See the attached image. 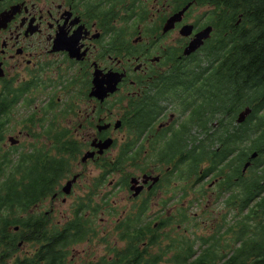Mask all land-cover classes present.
I'll use <instances>...</instances> for the list:
<instances>
[{
	"label": "flooded vegetation",
	"instance_id": "1",
	"mask_svg": "<svg viewBox=\"0 0 264 264\" xmlns=\"http://www.w3.org/2000/svg\"><path fill=\"white\" fill-rule=\"evenodd\" d=\"M176 13L180 18L173 26L166 25ZM210 16V6L193 0H0V188H17L21 197L15 196L16 200L25 204L17 215L8 213L20 220L8 222L2 247L10 244L13 235L17 246L0 264H18V257L24 264L34 258L42 263V238L36 243L29 239L42 236L46 225H74L78 214L79 224L90 230L95 216L86 219L84 212L92 209L95 195L105 203L119 195L136 205V211L127 213L125 209L118 213L112 205L108 216L118 213L111 233L126 240L142 238L139 249L144 258L164 250L181 257L189 250L193 256L203 250L197 253L194 239L172 238L166 228L186 222L192 214H187L188 202L201 204L205 188L222 187L223 177L200 176V164L186 159L180 134L172 131L178 126L175 112L166 114L161 104L172 102L181 111L192 103V93L176 83L186 72L181 65L193 69L201 54L203 46L183 55L196 33L210 25L204 43L212 38L217 17L210 20ZM233 29L234 24L230 32ZM109 75L121 77L116 89L106 94L95 91L97 82L107 86ZM149 103L156 106L157 118L142 116ZM108 138L111 145L99 149L98 142ZM86 152L93 154L81 160ZM59 171H64L61 177ZM241 174L249 175L248 169ZM173 175L180 183L169 189ZM73 178L64 193L62 186ZM45 185L50 187L46 194ZM75 187L80 189L78 195ZM177 189L179 196L173 194ZM71 196L77 204L72 218L54 223V201L65 204ZM48 197L50 208L42 211ZM150 202L163 208L141 222L140 214ZM173 203L181 205L171 212ZM98 207L96 203L92 213ZM77 231L75 227L52 230ZM199 238L200 245L211 244L209 238ZM97 241L98 247L112 251L109 234ZM165 241L172 243L163 247ZM24 244L28 250L19 252ZM76 245L65 246V264H71L68 256ZM54 252L57 258L59 249ZM90 255L79 253L85 258L82 264H101L86 261Z\"/></svg>",
	"mask_w": 264,
	"mask_h": 264
},
{
	"label": "trees",
	"instance_id": "2",
	"mask_svg": "<svg viewBox=\"0 0 264 264\" xmlns=\"http://www.w3.org/2000/svg\"><path fill=\"white\" fill-rule=\"evenodd\" d=\"M200 4H209L218 8L217 26L223 32V27L231 22L234 24L233 34L227 31L225 35L219 34L217 43L210 41L207 46L212 53L204 52L206 64L198 70L188 71V82L182 85V89L192 92L193 103L189 106L187 122H181V127L176 131L188 133L190 125L193 123L202 128L206 133L203 142L198 146L201 151L188 150L189 158L199 157L208 162L207 172L214 171L218 175L235 176L240 173V167L244 161L256 151L250 167L252 177H243L234 181L229 179L226 182L228 188L233 185L241 190V202L235 189L230 192L226 201L239 202L241 210H246V206L253 202L246 212L235 219L241 220V227L235 231L240 237L244 232L242 228L247 225L249 215H253L254 220L262 222V236L254 238L248 247H237L233 254L223 253L221 255L202 253L197 258L191 259L193 252L186 253L185 261H181L179 254L171 258V264H215L216 260L222 259L220 264H264V0H197ZM240 16L239 22H237ZM225 30H227L225 28ZM207 47V48H208ZM246 106L252 107L251 113L245 121L237 124L235 122L237 113ZM217 118L216 127L209 126L213 118ZM176 129V128H175ZM191 136V137H190ZM196 140V134L189 135L188 139ZM202 146V147H201ZM199 148V149H200ZM199 159V158H198ZM227 171V172H226ZM261 171V172H259ZM50 187L44 186V193ZM15 196H19L17 188H0V205L8 206L7 200L15 201ZM10 197V198H9ZM21 201V198L19 200ZM4 215V214H3ZM6 217V215H4ZM6 220L0 216V222ZM6 224H4L5 226ZM237 225V224H236ZM70 227V226H69ZM75 228L81 229L74 234V242L83 240L86 230L78 224ZM48 227H44L42 236L31 235L30 240L39 241L43 239L48 256L45 264H52V252L54 249L65 245L72 234L48 232ZM4 233V228L0 227V235ZM244 233L242 234L243 237ZM12 242V240H11ZM16 240L13 246L16 247ZM231 250V249H230ZM8 253H11L8 252ZM140 259H134L128 264H141ZM18 264H24L22 259H17ZM30 260V259H28ZM34 259L29 264H37ZM65 264L64 260L58 262ZM107 264H118L110 260ZM122 264H125L123 262Z\"/></svg>",
	"mask_w": 264,
	"mask_h": 264
},
{
	"label": "rangeland",
	"instance_id": "3",
	"mask_svg": "<svg viewBox=\"0 0 264 264\" xmlns=\"http://www.w3.org/2000/svg\"><path fill=\"white\" fill-rule=\"evenodd\" d=\"M201 9H204L202 7ZM161 106H163L166 109V114L173 112L175 110V114L178 118L177 122H180L183 120L184 122H187V114L188 110L180 112L177 107L172 102L162 103ZM116 112H118V109H115ZM156 112L155 109H153L149 113V118L153 116V114ZM158 115L155 117L157 118ZM218 121L217 118H213L212 121L209 122V126L216 127ZM196 134V137L198 136L205 138L206 133L203 132L202 128L199 126H195L193 123L190 125V131L186 135H193ZM185 135L184 137V145L190 149L192 145H189L187 142L188 137ZM197 143V142H196ZM112 153H115V148H113ZM90 163V162H89ZM208 162H204V166L207 167ZM90 169L93 168V165L90 163L88 165ZM96 171L93 170L92 173H95ZM252 171L250 168L248 169V173H251ZM176 176H172V185L169 187V189H173L174 182L180 183V180H176ZM206 186V185H205ZM232 189H235L238 194V200L241 202V190L238 188V186L233 185ZM74 192L76 195L80 193V189L75 187ZM179 189H177L173 194L176 196H179ZM228 196V193L222 190V187L219 186H209V188H205L204 191V197L201 200V204H197L195 202H188L187 205V214H191L189 216V219L181 223L179 227H177L176 224H174L171 227H167L166 231H168L169 235L172 238H185V239H194L193 247L195 251L198 253L201 251V247H205L207 243H204V246L200 243V238H209L210 245H214L215 251L214 254L217 253V255H221L223 253H229V247L232 248L233 245L236 244L235 241H233V233L226 231V229H229L231 226L232 220L234 218H237L241 215L242 212H245L244 210H241V206L239 202L235 204L232 203H226V198ZM116 197L115 201H111L109 198L107 199L108 203H105L103 200H99L100 197L97 195L94 196L92 200V209H87L84 212V217L90 218L91 216H95V219L93 221L92 228L90 230L86 231L85 234V241L78 242L75 246V252H72V256H68V261L71 264H82V262L85 260L84 257L79 256V253L88 254L91 253V255L87 258L88 260H94V261H100L101 264H107L111 259L114 258V256L117 253H123L127 246L130 244V238L129 240L122 239L120 235H118V232H112L111 233V226L113 225V222L118 217V213H120L122 210H126L125 213L129 211H136V205L132 206V202L128 201H122L118 197L119 195H115L112 198L114 199ZM76 197L71 196L67 199V202L65 204H62L59 200L54 201V209L52 213V219L55 223V221H58L60 218L69 219L72 218L73 210L77 206ZM210 200V202L208 201ZM96 203H98L99 207L97 208V212L92 213V210L94 211V207L96 206ZM51 201L49 200V197L46 199V201L43 204V210H48L50 208ZM112 205L113 207L118 209V213H112V217L108 216V212H112ZM181 203L177 204H171L172 209L171 212H174L176 209L180 207ZM168 207V205H167ZM163 208L162 205L156 204L153 202L149 203V206L145 211H143L140 214V220L141 222H144L145 220L149 219L153 212L158 213ZM9 212L12 215H17L21 211V206L19 207L18 204L11 205L4 209L2 212ZM194 213L196 215H194ZM194 215L195 219L191 220V216ZM212 217L216 219L217 222L212 220ZM14 218V217H12ZM18 218V217H17ZM115 218V220H113ZM191 220L190 224L189 221ZM136 224L134 223L131 227H135ZM124 231V228L119 229V233L121 234ZM161 235H166V233L161 230ZM214 233V234H213ZM227 233V234H226ZM109 234V239L111 240L110 244L113 245V249L110 252H107L104 249V245L101 247L97 246V240L98 237H103L105 235ZM91 240V243H88V240ZM168 239V238H167ZM172 242L165 241L164 246L171 244ZM139 244L138 246H141ZM30 246V245H29ZM85 249L84 252L82 250ZM19 252H24L28 250V244H24L21 247H19ZM163 255V261L168 260L170 257H172V253L168 252L167 250H164V252H158ZM230 254H233V252H230ZM216 263L218 260L215 261ZM215 263V264H216Z\"/></svg>",
	"mask_w": 264,
	"mask_h": 264
},
{
	"label": "water",
	"instance_id": "4",
	"mask_svg": "<svg viewBox=\"0 0 264 264\" xmlns=\"http://www.w3.org/2000/svg\"><path fill=\"white\" fill-rule=\"evenodd\" d=\"M179 18V16L178 17H175V16H173L169 21H168V26H172L173 25V23H174V21L176 20V19H178ZM169 28V27H168ZM209 30H210V28H205L204 29V31H202V33H198L197 34V41L196 42H194V43H192V44H190V46H189V48L187 49V53H189L190 51H192V50H194L198 45H199V43H200V38L202 37V36H204V37H206L207 35H208V33H209ZM118 78H119V76H111V75H109L108 76V80H107V86H102V83L101 82H97V86H96V90L95 91H101V92H103V94H105L107 91L108 92H112V91H114L115 90V86H116V83H117V81H118ZM251 112V108L250 107H246L244 110H242V111H240L239 113H238V115H237V118H236V121H237V123H242L244 120H245V118H246V116L249 114ZM118 122L117 123H115V126H118ZM110 143H111V140H110V138H108L107 140H105L104 142H102V143H98L97 144V146H98V148L99 149H103V148H106L107 146H109L110 145ZM92 152H90V153H86L85 154V156L83 157V159H85L87 156H92ZM253 156H254V154H253ZM247 166V164L245 165V167ZM69 188H70V182H68L64 187H63V190L65 191V192H68L69 191Z\"/></svg>",
	"mask_w": 264,
	"mask_h": 264
}]
</instances>
